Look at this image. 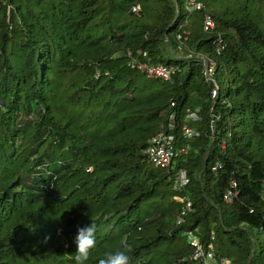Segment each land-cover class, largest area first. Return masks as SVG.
Listing matches in <instances>:
<instances>
[{
    "label": "trees",
    "instance_id": "16d2710c",
    "mask_svg": "<svg viewBox=\"0 0 264 264\" xmlns=\"http://www.w3.org/2000/svg\"><path fill=\"white\" fill-rule=\"evenodd\" d=\"M200 1L188 13L186 0H0V264H74L91 221L85 264L125 243L130 264H199L187 231L232 264H264V32ZM246 1L244 12L264 7ZM128 51L174 79L146 78ZM198 55L215 64L210 80ZM160 132L189 145L167 168L143 153Z\"/></svg>",
    "mask_w": 264,
    "mask_h": 264
},
{
    "label": "built area",
    "instance_id": "2783aa9c",
    "mask_svg": "<svg viewBox=\"0 0 264 264\" xmlns=\"http://www.w3.org/2000/svg\"><path fill=\"white\" fill-rule=\"evenodd\" d=\"M185 9L188 13L197 12L204 9V5L200 0H186ZM138 7H134L133 11H137ZM203 31L208 32L214 28V22L212 18L206 15L203 19L202 25ZM176 39L179 41L180 45L176 48L178 55L184 54L185 46L183 45L186 42V37H183L181 34L176 35ZM214 49L216 52H220L223 49L222 40L220 37L214 43ZM127 56L131 57L129 62L131 68L136 69L144 74L148 79H159L165 82H170L175 77V69L170 66H165L161 64H151L149 62H143L140 58L133 57L130 51L127 52ZM142 58L146 57V52L142 53ZM201 59L203 65L205 66L204 76L210 80V77L214 73L215 64L208 58L198 55ZM192 57V53L185 55V58ZM218 90L214 88L211 91L210 98L212 100L216 99L218 95ZM186 120L188 122H196L199 120L198 110L196 109H187L186 110ZM182 138L186 141H190L195 136V131L193 128L187 124L182 125L181 127ZM189 145H186L181 148H175L173 139L171 135L166 134L165 132H160L155 135L148 146L144 149L143 153L147 157L149 163L158 168H167L170 166L173 160L178 158L181 155H186L188 153ZM187 181L186 171L180 169L177 173L175 182L173 184V189L175 191H180ZM236 184L233 182L230 185V189L223 195V201L230 203L236 195ZM183 207L181 209L179 221H183V217L186 215L187 210L191 206L189 200H181ZM185 239L187 244L194 250L192 260L197 261L199 264H232L231 261L223 256H221L219 250L217 249H205L202 241L198 235L187 231L185 234Z\"/></svg>",
    "mask_w": 264,
    "mask_h": 264
},
{
    "label": "clouds",
    "instance_id": "9594fccd",
    "mask_svg": "<svg viewBox=\"0 0 264 264\" xmlns=\"http://www.w3.org/2000/svg\"><path fill=\"white\" fill-rule=\"evenodd\" d=\"M98 228L95 223L77 229L75 238L76 252L74 264H85L89 260L91 251L96 247ZM131 247L126 243L112 253H107L98 261V264H130Z\"/></svg>",
    "mask_w": 264,
    "mask_h": 264
},
{
    "label": "rangeland",
    "instance_id": "374dc122",
    "mask_svg": "<svg viewBox=\"0 0 264 264\" xmlns=\"http://www.w3.org/2000/svg\"><path fill=\"white\" fill-rule=\"evenodd\" d=\"M246 0H207V10L212 13H225L229 11V17L236 16L238 18L250 17L254 19L261 31L264 32V7H252V2H249V8L247 12H244L241 9V6L244 5Z\"/></svg>",
    "mask_w": 264,
    "mask_h": 264
}]
</instances>
